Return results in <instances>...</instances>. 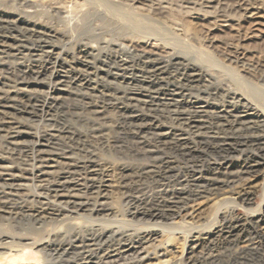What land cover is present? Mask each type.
Wrapping results in <instances>:
<instances>
[{
	"label": "bare ground",
	"instance_id": "bare-ground-1",
	"mask_svg": "<svg viewBox=\"0 0 264 264\" xmlns=\"http://www.w3.org/2000/svg\"><path fill=\"white\" fill-rule=\"evenodd\" d=\"M85 1L0 0V264H185L186 262L181 260L174 261L167 257L170 250L167 247L169 244L164 246L165 242L154 246L152 251L147 249L141 251L142 244L152 236L166 232L168 238L172 234H183L186 249L206 244L210 248L213 236H222L225 228L229 230V234L242 228L243 225H240L239 221L233 223L229 218L227 222L229 216L227 213L230 210L234 211L238 203L245 206L249 204V190L246 191L245 187L244 190L233 189L232 192L226 191L228 193L225 194V185L234 181V177L228 175L232 160L219 155L225 153V150H241L237 149L239 145L247 148L249 142H254L256 151L255 154L246 157L245 161L252 162L246 168L255 171L264 164V73L254 75L256 82L249 81L246 79L247 74L251 75L248 71L244 72L242 69L244 73H240L237 70L238 59L224 56L222 59L225 58V64L220 62L219 69L229 71L227 73L232 84L217 82L213 84L212 89L206 87L203 92L196 90L195 95L196 92L200 94L192 96L185 93L187 90L183 82H179V79L174 82L171 79L175 85L173 84L174 88H169L179 94L181 98L176 100L184 106L179 112V119H174L168 125L143 112L137 114L132 111L128 112L130 119L115 121L108 118L98 119L101 116L97 119H75L85 124L86 129H82L83 131L69 125L59 126L56 121L49 119L52 117L50 112L53 108L60 110L64 107L63 100L68 96L65 94L72 93L70 89L73 85L80 84L90 89L84 94L81 93L80 98L90 105L89 108L94 109L90 110L91 113L93 111V116L101 114L102 108H105L98 103L101 97L107 99V102L109 99H126L151 107L153 101L148 102L149 93L147 96L144 95L143 91L146 90H142L143 88L135 87L127 91V88L122 87L125 90L115 88L112 91L113 89L106 86V83L102 87H98L96 85L98 83L93 85L90 82L92 78L90 74L95 78L100 74H110L111 78H116L118 73L114 74L112 70L117 72L122 68L123 71V67L125 68L128 63L143 59L142 66L144 64V67L153 69L152 71L163 73L172 67V63L182 67L179 74L181 78L191 76L195 79L203 76L201 65L182 63L173 49L160 45L157 38L150 37L151 29L146 30L148 25L144 23L146 28L142 25V21L151 14L161 13L163 16L162 13L170 10L172 6L165 5L161 0H156L157 3L148 0V4L146 0H129V3H125L126 0H102L99 5L106 7V9L103 7L106 14L100 17L102 23L97 26L92 23L88 29L93 37L100 39L95 44L84 43L86 42L82 41L84 35L81 40L83 43L73 42L67 49L58 46L59 41L61 43L64 40L71 41L75 36H82V32H86L84 30L86 24L81 19L91 14L84 16L86 15L84 7L87 3ZM225 1L227 0H186L182 1L181 7L178 4V8L184 9L183 11L185 9L199 11L204 8L203 12L206 14L217 13L216 8L224 9L227 12L225 17L229 19L235 15L244 17L246 14L254 16L256 13V9L243 0H232L229 4H225ZM107 13L125 20V24L131 28L129 34L115 39L113 33L114 39L110 34L107 38L103 33V28L107 27L111 20ZM230 15L233 16L229 17ZM131 17L136 19L132 20ZM90 18L93 17H89V20ZM221 18L223 17H218ZM53 20L61 22L63 26L59 24L62 27L58 28L59 25L56 27ZM252 23L258 25L259 22L252 19ZM169 24L172 26V23ZM178 25L180 26L177 23ZM121 30L115 33L121 35L124 29ZM178 32L180 33V30ZM18 36L25 40H18ZM208 38L207 36L205 39ZM25 41L30 45H34V42L36 44L32 47H17L13 43ZM169 41L171 43V40ZM210 46L208 41L205 49L196 47L200 49H198L202 54L200 56H205L204 59L212 54L210 52L212 49L210 51L208 49ZM184 48L186 50V47ZM97 51L104 58L111 59L115 64L114 69L108 68L105 71L107 67L105 69L103 66L94 67L86 61V57H91ZM160 52H164L162 55L165 54L166 58L159 55ZM9 59L13 61H7ZM103 61L105 63V60ZM144 83L143 81L142 84ZM94 94L99 95L98 101ZM209 96L213 98L220 96V99L210 101V98H207ZM123 103L122 105H126ZM16 106L22 115H27L26 118H33L23 119L24 122L42 120L47 124L36 130L37 122L32 127L21 121L22 119H15L18 111ZM176 111L178 112L177 109ZM93 144L99 145L100 153H104L113 161L95 151V148H92ZM207 153H215L217 157L198 164L200 160L197 158L205 157ZM177 156L185 158L188 163L191 161V164L180 166ZM250 158L253 160L250 161ZM123 159H132L136 162H123ZM203 195L208 196L203 200L201 199ZM190 201L191 203H188ZM227 202L230 206L225 207ZM204 208L207 209V214L202 216ZM246 216L251 217L250 221L258 222L263 219L264 211L262 208L250 209L246 211ZM225 221L229 223L228 227H225ZM253 234L249 240L256 241L255 239L264 237V224L259 225ZM216 246L220 250L217 249L215 254L200 255L195 259L191 258L188 263L219 264L226 255V246L221 242Z\"/></svg>",
	"mask_w": 264,
	"mask_h": 264
},
{
	"label": "rangeland",
	"instance_id": "rangeland-1",
	"mask_svg": "<svg viewBox=\"0 0 264 264\" xmlns=\"http://www.w3.org/2000/svg\"><path fill=\"white\" fill-rule=\"evenodd\" d=\"M100 1L102 2V0H89V1H85V2H87V3H85V7H84V10H85V12H86V15H84V16H87L88 14H91V15H88L87 17H84V19H81V21L82 22H85V28H84V30L86 31V32H82L81 34H82V36L81 35H77V36H73L74 38L73 39H71V41H67L66 42V40H64L62 43L59 41V43L57 44L58 46H60V47H62V48H69V47H71L72 45H73V42H75V43H79L78 41H80V43L83 41H86V42H84V43H89V44H95L96 43V41L97 40H99L100 38L99 37H93L92 36V34H91V32L88 30V29H90L89 27H91L92 26V23L94 24V25H101L100 24V22L102 23V20H100V17L103 15H105L106 13H105V9H106V7H104L103 5H99V3H100ZM104 1V0H103ZM156 3H157V1L156 0H154ZM161 1H163V2H165V5L167 4L169 7L170 6H172L173 7V9H172V7H170V10L169 11H167V12H165V13H162V15L164 16H161V13H156V14H151L150 16H149V18H147V19H144V21H142V25L143 26H145V24L146 25H148V27L147 26H145V28L147 27V28H149V26H151L149 29H147L146 28V30H149L150 31V29H151V34H150V32H149V35H150V37L151 38H157V40L159 41V43H160V45H163V46H166L167 48H170V49H173V51L175 52V53H177L178 55H179V57H180V61L182 62V63H184V64H186V63H188V64H190V63H193V64H198V65H201V67H202V74H203V76L202 77H198V78H193V77H180V73L182 72V67H180L179 65H177V66H175L176 64H172L171 63V68H169V69H172L173 67H174V69H172V70H170L169 71V69L167 70V71H163V73H161V71H152L150 68H147V67H144V64H143V66H142V63H141V60L143 61V59H138V61L139 62H137L136 60L135 61H133V63L132 64H130V63H128V64H130V65H128L127 64V66H129V67H127V66H125V68L123 67V71H122V68H121V70L119 69L117 72L115 71V70H112L111 72L113 73L114 72V74L115 73H118V76H116V78H111L110 77V74H104V75H101L100 74V76L97 78H95V76L94 75H91L90 74V82L94 85V83L96 84V83H98V84H96L98 87H102V86H105L106 84V86H109V87H111L113 90L112 91H114V89L116 88V89H118V90H123L124 88L128 91V90H130L131 88H135V87H137V88H143L142 90H146V91H143V94L144 95H148V93H149V95H148V99H149V103H150V100H152L151 102V104H150V106L152 107H149V106H143V105H141V103H139L138 104V102H135V101H130L129 102V100H126V99H109V100H111V101H109L108 100V102H107V99H105V98H102L101 97V100H99V95L98 94H94V97L97 99V101H98V103L99 104H101L100 106H102V105H104L105 106V108L103 107L102 108V110H101V114H97V115H95V116H93L94 115V113H93V111H92V113H91V111L90 110H94V109H92V108H89L90 107V105L89 104H86L85 103V101H83V99L82 98H80L81 97V93L82 94H84V93H86L87 91H89L85 86H81L80 84L79 85H77L78 87L79 86H81V87H77L76 85H73V87L72 88H75V89H70V91L72 92L71 94H65V95H68L64 100H63V102H64V107L63 108H61L60 110H57V109H55V108H53L51 111L52 112H50L51 113V115H52V117H50L49 119H51V120H53V121H56L57 122V124L59 125V126H61V125H69L71 128H74V129H79V130H85L86 129V127H85V124H83V123H81L80 121H78V120H76L75 121V119H97V117L98 116H101V117H99L98 119H110V120H112V121H115L116 119H130V117H129V114H128V112H132V111H135V113H139L140 114V112L142 113H144V114H146V115H148V116H152V117H154V118H157V119H160L164 124H169V123H171V122H173V120L174 119H179L178 117V115H180L179 114V112H181V110H182V106H184L183 104H179L178 102L179 101H177L179 98H181L180 96H179V94L176 92V91H174L172 88H174L173 86L175 85L174 84V82L175 81H177L178 79H179V82H183L184 84H185V89L187 90V91H185V93L186 94H192V96H196L197 94H200V93H197L196 92V95H195V91L196 90H200V92H203V91H205L204 89L207 87L208 89H212L213 87H214V85L215 84H217V82L219 83V84H227V83H229V84H232L230 81V75H229V73H227V71L228 70H221V69H219V67H220V64L223 62L224 64H225V58H227V57H232V59H234V58H236V59H238V62L239 63H237V64H239V65H237V70L240 72V73H244L245 71H248L249 72V74H251L250 76L252 77V75L254 76H257L260 72L261 73H264V0H243L246 4H249V5H251V6H253V8H255L256 9V13L258 14V16H257V14L256 13H254L255 15L253 16V15H251V16H249L248 14H246V16L244 15V17H243V15L242 16H238V15H235V17L233 16V15H230L229 17H231V16H233V17H231L230 19L228 18V17H225V14L227 13L226 11H224V9H218V8H216V12L217 13H207L206 14V12H203V11H205V9L204 8H202V9H200V8H198V9H200L199 11L197 10V9H194V10H186L185 9V11H183L182 9H180V8H178V4H179V7H181V5H182V1L184 2V1H186V0H179L180 2H178L177 0H167V1H165V0H161ZM173 1V2H172ZM177 1V2H176ZM191 1H194V0H191ZM258 1V2H257ZM130 1L129 0H126L125 1V3H129ZM146 2H147V4L149 3L148 2V0H146ZM145 2V3H146ZM153 2V1H152ZM154 2V3H155ZM167 2V3H166ZM228 2V0L227 1H225V4H229V3H231L232 2V0H229V2ZM254 2V3H253ZM90 3V4H89ZM173 3V4H172ZM175 3H176V5H175ZM259 3V4H258ZM262 3V4H261ZM170 4V5H169ZM89 5V6H88ZM174 5H175V7H177V9L175 10V8H174ZM262 5V6H261ZM100 6V7H99ZM93 9H92V8ZM103 7L105 8V9H103ZM226 7V6H225ZM88 8V9H87ZM91 8V9H90ZM101 8V9H100ZM97 9V10H96ZM178 9H180V10H178ZM226 9V8H225ZM83 10V11H84ZM103 10V11H102ZM202 10V11H201ZM218 10V11H217ZM220 10V11H219ZM91 11V13H89ZM96 11V12H95ZM123 11V10H122ZM178 11H179V13H178ZM187 11V13H185ZM208 11H210V9L208 10ZM212 11V10H211ZM258 11V12H257ZM88 12V13H87ZM101 12V13H100ZM183 12V13H182ZM193 12V13H192ZM220 12V13H219ZM263 14H262V13ZM168 13V14H167ZM221 13H223V14H221ZM100 14V15H99ZM108 14V13H107ZM158 14H160V16L158 15ZM206 14V15H205ZM217 14V15H216ZM221 14V15H220ZM260 14V15H259ZM262 14V15H261ZM109 15V14H108ZM154 15V16H153ZM167 15V16H166ZM216 15V16H215ZM111 15H109L108 17H110ZM156 16V17H155ZM159 16V17H158ZM204 16V17H203ZM206 16V17H205ZM213 16V17H212ZM216 17V19H215V17ZM89 17H93V18H90L91 20H89ZM96 17H99V18H96ZM218 17H223V18H221V19H218ZM225 17V18H224ZM237 17H238V19H237ZM83 18V17H82ZM87 18V19H86ZM102 18V17H101ZM113 18V19H112ZM132 18V17H131ZM157 18V19H156ZM213 18V19H212ZM245 18V19H244ZM247 18V19H246ZM107 19V18H106ZM110 21L108 22L109 24L107 25V27H104L103 28V33L106 35V37L110 34V37L111 38H113L114 39V37H115V39H118V38H121V36H123V35H125V34H129V32H130V30H131V28L130 27H128L125 23H126V21L125 20H122V19H120V18H118V17H116L115 18V16H111L110 17ZM136 18L135 17H133L132 18V20H135ZM225 19V20H224ZM252 19H256V21H258L259 23H258V25H255V24H253L252 23ZM87 20V21H86ZM89 20V21H88ZM97 20V21H96ZM98 20H99V23H98ZM149 20V21H148ZM216 20V22H214ZM91 21V22H90ZM93 21V22H92ZM104 21V20H103ZM119 21H121L120 23H118ZM138 21V20H137ZM151 21V22H150ZM152 21H154L155 23H156V25H158V26H156L155 25V23L154 22H152ZM225 21V22H224ZM249 21H251V22H249ZM53 22H54V25L56 26V27H58V25L59 24H61L62 25V23L61 22H56V20L54 21L53 20ZM88 22V23H87ZM90 22V23H89ZM95 22V23H94ZM123 22V23H122ZM178 24H180V26L178 25L177 26V23ZM228 22V23H227ZM261 22V23H260ZM97 23V24H96ZM114 23V24H113ZM136 24H138L139 22H135ZM145 23V24H144ZM151 23H153V24H151ZM169 23H172V26H170L171 24H169ZM226 23V24H225ZM231 23V24H230ZM244 23V24H243ZM250 23V24H249ZM162 26H161V25ZM263 24V25H262ZM61 25H59V27L58 28H60V27H62ZM111 25V26H110ZM112 25H114V26H112ZM254 25V26H253ZM109 26V27H108ZM153 26H155L156 27V29H155V27H153ZM164 26L165 27H167V28H164ZM174 26H175V28H174ZM179 27V28H177V27ZM185 26H187V27H185ZM118 27H120V28H118ZM182 27H184V28H182ZM240 27V28H239ZM253 27V28H252ZM109 28V29H108ZM124 30H123V29ZM159 28H161V30H162V28H163V30L161 31ZM173 28V29H172ZM181 28V29H180ZM252 28V29H251ZM89 31H87V30ZM119 29L121 30H123V32H121V33H123V34H121L120 35V33H117L118 31H119ZM169 29H170V31H169ZM185 29V30H184ZM188 29V30H187ZM234 29V30H233ZM237 29V30H236ZM239 29V30H238ZM256 29H257V31H256ZM108 30V31H107ZM121 30V31H122ZM128 30V32H125V31H127ZM152 30H154V31H152ZM178 30H180V33L178 32ZM209 30V31H208ZM259 30V31H258ZM111 31V32H110ZM115 31H117L116 33H115ZM155 31H157V32H160V34L159 33H157V32H155ZM208 31V32H207ZM237 31V32H236ZM251 31H253V32H251ZM120 32V31H119ZM147 32V33H148ZM173 32V34H171ZM235 32V33H234ZM238 32H239V34H238ZM254 32H256V33H254ZM85 33H87V34H85ZM107 33V34H106ZM113 33H114V37H112L113 36ZM154 33H155V35H154ZM162 33V34H161ZM167 33V34H166ZM170 33V34H169ZM260 33V34H259ZM118 34V35H117ZM205 34H206V36H205ZM256 34H258V35H256ZM76 35V34H75ZM85 35V36H84ZM105 35H103V36H105ZM120 35V36H119ZM152 35V36H151ZM159 35H161V36H159ZM175 35V36H174ZM188 37H187V36ZM81 36V37H80ZM84 36V37H83ZM153 36H155V37H153ZM157 36V37H156ZM166 36V37H165ZM169 36V37H168ZM173 36H174V38H173ZM207 36L209 37L208 39H205V38H207ZM85 39H83V38ZM109 37V36H108ZM107 37V38H108ZM165 39H164V38ZM168 37V38H167ZM17 38H19L18 40H21V41H24L25 39H22V37H20V36H18ZM21 38V39H20ZM95 38V39H94ZM160 38V39H159ZM167 38V39H166ZM43 40H46V39H44V38H42ZM83 39V40H82ZM87 39V40H86ZM89 39V40H88ZM93 41H92V40ZM162 39V40H161ZM173 39V40H172ZM178 39V40H177ZM212 40V41H210V40ZM82 40V41H81ZM91 40V41H90ZM167 40V41H166ZM169 40H171V43H170V41ZM177 40V41H176ZM205 40V41H204ZM209 41V43L211 44V46H210V48H208L209 49V51L212 53L209 57H206V59H204L205 58V56H200V55H202V54H200V49L199 48H196V47H201V48H203V49H205L206 48V46L208 45V41ZM165 41V42H164ZM175 41H176V43H175ZM184 43H183V42ZM55 42V41H54ZM56 42H58V41H56ZM55 42V43H56ZM69 42V43H68ZM82 42V43H83ZM202 42V43H201ZM14 43V46H17V47H19V46H23V47H28V46H30V47H32V46H34L35 44H36V42H34L35 44L34 45H30V43L28 44V42H13ZM18 43V44H17ZM27 43V44H26ZM174 43V44H173ZM205 43H207L206 44V46H204L205 45ZM213 43V44H212ZM231 43H233V44H231ZM236 43V44H235ZM63 44H65V46L63 45ZM172 44V45H171ZM177 44V45H176ZM198 44V45H197ZM228 44V45H227ZM176 45V46H175ZM183 45V46H182ZM202 45V46H201ZM233 47H232V46ZM237 45H239V46H237ZM64 46V47H63ZM68 46V47H67ZM172 46H175V47H172ZM181 46V47H180ZM184 47H186V50H185V48ZM194 47V48H193ZM238 48V49H237ZM193 49V50H192ZM199 49V50H198ZM240 49V50H239ZM190 50V51H189ZM230 50V51H229ZM234 50V51H233ZM235 50H237V51H235ZM187 51V52H186ZM194 51V52H193ZM199 51V52H198ZM214 51V52H213ZM190 52H192V54L190 53ZM225 52V53H224ZM228 52L230 53L229 55H227L228 54ZM100 52H96V54L94 53V54H92L91 55V57L90 56H88V57H86V61H88V62H90L91 64H93L94 65V67L96 66H98V67H101V68H103V69H105L106 67V69H105V71H107V69L108 68H112V69H114V66H115V64L114 63H112V61H111V59H106V58H104L103 56H102V54L100 53ZM161 53V54H160ZM160 53H158L159 55H161V56H165V54L164 55H162V53H164V52H160ZM189 53V54H188ZM198 53V54H197ZM243 53V54H242ZM214 54H215V56H214ZM234 54H236L235 56H234ZM241 54V55H240ZM195 55H197L196 57H195ZM238 55H240V56H238ZM245 55V56H244ZM98 56H100L99 58H98ZM102 56V57H101ZM214 57V59H211L212 57ZM222 56V57H221ZM225 56V58L224 59H222L223 57ZM227 56V57H226ZM19 57H21V56H19ZM94 57V58H93ZM204 57V58H203ZM238 57V58H237ZM240 57V58H239ZM165 58H166V56H165ZM195 58V59H194ZM198 60H197V59ZM211 59V61H210V59ZM20 59V58H19ZM46 59V58H45ZM45 59H43V60H45ZM88 59V60H87ZM94 61H93V60ZM100 59V60H99ZM102 59V60H101ZM24 60V58L23 59H21V61H23ZM93 62H92V61ZM103 60H105V63H104V61ZM108 60V61H107ZM216 60V61H215ZM7 61H13V59H9V60H7ZM20 61V60H19ZM103 61V62H102ZM188 61V62H187ZM206 61V62H205ZM215 63H214V62ZM101 62H102V65H101ZM110 62V63H109ZM221 62V63H220ZM243 63V64H240V63ZM212 63V64H211ZM218 63V64H217ZM107 64V65H106ZM114 64V65H113ZM134 64V65H133ZM131 65H132V68H131ZM138 67H137V66ZM103 66V67H102ZM111 66H113V67H111ZM142 66V67H141ZM215 66V67H214ZM239 66H240V69H239ZM177 67L179 68V69H177ZM204 67H206V68H204ZM243 67V68H242ZM143 68V69H142ZM175 68H176V70H175ZM213 68V69H212ZM256 70H255V69ZM131 69V70H130ZM147 69H149V71L147 70ZM242 69H243V71H242ZM247 69V70H246ZM141 70H143V71H141ZM151 70V71H150ZM180 70V71H179ZM209 70H211V71H209ZM132 71V72H131ZM215 71V72H214ZM218 73H217V72ZM250 71H251V73H250ZM256 71V72H255ZM263 71V72H262ZM120 72V73H119ZM122 72V73H121ZM128 72V73H127ZM141 72H142V74H141ZM151 72V73H150ZM171 72V73H170ZM206 72V73H205ZM214 72V73H213ZM223 72V73H222ZM229 72V71H228ZM252 72H254L253 74H252ZM132 75H131V74ZM150 73V74H149ZM158 73V74H157ZM187 73V72H186ZM122 74V75H121ZM148 74V75H147ZM151 74H153V75H151ZM157 74V75H156ZM166 74V75H165ZM169 74V75H168ZM176 74V75H175ZM187 74H190V72H188ZM218 74H220V75H218ZM257 74V75H256ZM108 75V76H107ZM120 75V76H119ZM127 75V76H126ZM130 75V76H129ZM163 75V76H162ZM168 75V76H167ZM171 75V76H170ZM204 75H205V77H204ZM142 76H143V78H142ZM161 79V80H158L159 78ZM206 76H208V77H206ZM224 76V77H223ZM248 74H247V80H249V81H252V82H256V77L254 76V78H251ZM102 77V78H101ZM105 77V78H104ZM115 77V76H114ZM141 77V78H140ZM144 77L145 78H147V79H144ZM169 77V78H168ZM210 77H214L213 79H211ZM111 78V79H110ZM133 78V79H132ZM164 78V79H163ZM174 78H176V79H174ZM187 80H186V79ZM190 80H189V79ZM193 78V80H191ZM206 78L208 79V80H206ZM251 78V79H250ZM99 79V80H98ZM101 79V80H100ZM113 79V80H112ZM136 79V80H135ZM138 79V80H137ZM163 79V80H162ZM170 79V80H169ZM171 79L174 81V82H172L171 81ZM183 79V80H182ZM199 79V80H198ZM205 79V80H204ZM88 80H89V77H88ZM93 80V81H92ZM98 80V82H96ZM110 80V81H109ZM150 80V81H149ZM204 80V81H203ZM212 82H211V81ZM226 80V81H225ZM112 81V82H111ZM128 81H129V83H128ZM130 81H131V83H130ZM145 82L144 84H142V82ZM149 81V82H148ZM167 83H166V82ZM185 81V82H184ZM225 81V82H224ZM108 82V83H107ZM110 82V83H109ZM120 82V83H119ZM134 82H136V83H134ZM187 82V83H186ZM201 82H203V83H205V84H203V83H201ZM209 82H211V83H209ZM104 83V84H103ZM106 83V84H105ZM128 83V84H127ZM162 83V84H161ZM192 83V84H191ZM195 83V84H194ZM199 83H200V85H199ZM116 84V85H115ZM121 84H123L122 86H121ZM124 84H125V86H124ZM131 84V85H130ZM174 84V85H173ZM209 84H210V86H209ZM212 84V85H211ZM214 84V85H213ZM112 85V86H111ZM130 85V86H129ZM141 86V87H139V86ZM152 85V86H151ZM162 85V86H161ZM191 85V86H190ZM194 85V86H193ZM197 85V86H196ZM120 86V87H119ZM144 86V87H143ZM158 86V87H157ZM163 86H165L164 88H163ZM202 86H204L203 88H202ZM122 87H124V88H122ZM155 89H154V88ZM169 87H172V88H169ZM177 87H178V85H177ZM211 87V88H210ZM83 88V89H82ZM86 90H85V89ZM122 88V89H121ZM149 88V89H148ZM151 88V89H150ZM153 88V89H152ZM158 88V89H157ZM199 88V89H198ZM263 88H264V86H263ZM78 89V90H77ZM124 89V90H125ZM156 89H157V91H156ZM190 89H192V90H194V91H191ZM207 89V90H208ZM80 90H81V92H80ZM132 90V89H131ZM150 90V91H149ZM159 90V91H158ZM149 91V92H148ZM163 91V92H162ZM171 93H170V92ZM191 91V92H190ZM154 92H155V94H154ZM167 92V93H166ZM173 92V93H172ZM68 93V92H67ZM77 93V94H76ZM172 94V95H171ZM71 95V96H70ZM77 95V96H76ZM98 95V96H97ZM158 95V96H157ZM78 98H76V97ZM97 96V97H96ZM172 96V97H171ZM154 97V98H153ZM175 97V98H174ZM260 97V96H259ZM94 98V99H95ZM175 100H174V99ZM207 98H210V101H212V99H213V101H216V100H218V98L220 99V96L219 97H214L213 98V96H209V97H207ZM81 101H80V100ZM95 99V100H96ZM170 101H169V100ZM177 99V100H176ZM79 100V101H78ZM160 100V101H159ZM163 100V101H162ZM165 100H166V102H165ZM82 101H83V103H82ZM102 101V102H101ZM173 101H174V103H173ZM114 102V103H113ZM124 102V103H123ZM127 102V103H126ZM132 102V103H131ZM157 104H156V103ZM165 102V103H164ZM109 103H110V105H109ZM112 103H113V105H112ZM120 103V104H119ZM122 103L123 104H126V105H122ZM167 103H169V105L167 104ZM170 103H172V104H170ZM77 106H76V105ZM106 104H108V105H106ZM156 104V105H155ZM161 104H163V106L161 105ZM167 104V105H166ZM178 104V105H177ZM85 105H87V106H85ZM115 105V106H114ZM117 105H119V106H117ZM147 105H149V104H147ZM75 106V107H74ZM114 106V107H113ZM163 108H162V107ZM169 108H168V107ZM79 107V108H78ZM81 107V108H80ZM84 107H85V109H84ZM175 107H177V108H175ZM117 108V109H116ZM145 108H147V109H145ZM160 108H161V110H160ZM175 108V109H174ZM68 109V110H67ZM74 109V110H73ZM79 109V110H78ZM81 109V110H80ZM88 109V110H87ZM151 109V110H150ZM154 109V110H153ZM170 109V110H169ZM173 109V110H172ZM178 110V112L176 111L175 112V110ZM16 110H18L17 112H16V118L15 119H22L21 121H23L24 122V120L23 119H33V118H26L27 117V115H25V114H23L22 115V113L19 111V109H17V106H16ZM15 110V111H16ZM76 110V111H75ZM77 110H78V113H77ZM85 112H84V111ZM87 110V111H86ZM122 112H121V111ZM139 112H138V111ZM145 110V111H144ZM166 110H168V111H166ZM56 111V113H54ZM58 111V112H57ZM63 111V112H62ZM83 111V112H82ZM90 111V112H89ZM149 111V112H148ZM156 111V112H155ZM172 111H173V113H172ZM72 112V113H71ZM81 112H82V114H81ZM89 112V113H88ZM125 112V113H124ZM171 112V113H170ZM65 114V115H64ZM81 114V115H80ZM91 114V115H90ZM93 114V115H92ZM103 114H105V115H103ZM118 114V115H117ZM122 114V115H121ZM126 114H128V115H126ZM174 114V116H172ZM19 115H21V117H19ZM71 115V116H70ZM121 115V116H120ZM171 115V116H170ZM175 115H177V117L175 116ZM83 118H82V117ZM160 116V117H159ZM25 117V118H24ZM76 117V118H75ZM79 117V118H78ZM103 117V118H102ZM117 117V118H116ZM161 117H162V119H161ZM171 117V118H170ZM174 117V118H173ZM53 118V119H52ZM169 118V119H168ZM35 119V118H34ZM43 119V118H42ZM66 119L68 120V121H66ZM167 121L166 123H165V121ZM71 120L73 121V122H71ZM169 120V121H168ZM28 121V120H27ZM25 121L24 123H27V124H29V125H32V127H34V124L37 122V121ZM41 121V122H40ZM52 122V121H51ZM68 122V123H67ZM39 123V124H38ZM41 123V124H40ZM64 123V124H63ZM43 124V125H42ZM47 123H46V121L44 122H42V120H39L37 123H36V126H35V129L37 130H39V128H42L44 125H46ZM80 124V125H79ZM39 125V126H38ZM82 130V131H83ZM250 143V144H249ZM247 145H246V147L247 148H245V146H242V145H239L238 147H240V148H238L237 147V149H241V150H225V153H222L221 155H219L220 157H225V158H229V159H231L232 160V166L230 167V169H229V173H228V175H231V176H233L234 178H233V182H231L229 185H225V188H226V190H225V194L226 193H228V192H232L233 191V189L235 190V189H238V190H244V188H245V190L246 191H248L249 192V198H250V202H249V204L247 205L246 204V206L244 205V204H241V203H238L237 204V206L234 208V211L233 210H230L229 211V213H227L229 216H228V218H227V222H229V218H231L232 219V221L231 222H233L234 223V221H239L238 223L241 225H243L242 226V228L240 229V228H238V229H240L239 231H233L232 233H230L229 234V230L227 229V228H225V233L222 235V236H213V242H212V244H210V248H209V246L206 244V245H200V246H196L194 249H186V242H184V239H183V237H184V235L183 234H172V235H170L171 237L170 238H168L167 237V233L166 232H164V233H159V235L158 234H156V235H154V236H152L150 239H148V240H146L143 244H142V247H143V249H141V251L142 250H145V249H147V250H149V251H152L153 250V248H154V246H156V245H161L162 243H164L165 242V245L164 246H167L168 244V249L170 250L169 252H168V254H167V257L169 258H171V259H173L174 261L175 260H181V261H183V262H186L187 264H189L188 263V261L189 260H191V258L192 259H195V258H197V256L199 257L200 255H207L208 253V255H211V254H215L216 253V251H218V250H220V248L218 247V246H216V245H218V243L220 244V242L222 243V244H224V246H226V250H225V257L219 262V264H264V237H262L261 239L259 238V240L258 239H255L256 241H252V240H249L254 234H253V231L255 230V229H257V228H259V225L261 226H263V224H264V217H263V219L262 220H260V221H258V222H252V220L250 221V218L251 217H247L246 216V211L247 210H259V209H261L262 208V210L264 211V164L263 165H261L257 170H255V171H249V169L248 168H246V166L249 164V163H252V162H247V161H245V159H246V157L250 154V155H253V154H255V143L254 142H249ZM251 144L253 145V146H251ZM251 146V147H250ZM242 147V148H241ZM92 148H95V151H98L99 152V154L100 155H102L103 154V156L104 157H106V158H108V160L109 161H113L111 158H109V157H107L106 155H104V153H100L101 151H100V147H99V145H96V144H93V147ZM252 148V149H251ZM97 149V150H96ZM247 149V150H246ZM233 151V152H232ZM238 151V152H237ZM245 151V152H244ZM252 151V152H251ZM113 152H115L114 150H113ZM168 152V151H167ZM231 152V153H230ZM235 152V153H234ZM243 152V153H242ZM235 155H234V154ZM106 154V153H105ZM213 153H207V155H205V157H198L197 159H199L200 161L198 162V164L199 163H202L204 160H211V158H212V160L213 159H215L216 157H217V155L214 153L213 155H212ZM224 154V155H223ZM237 154V155H236ZM238 154H240V156L238 155ZM243 154H245V155H243ZM172 155H175V154H173L172 153ZM120 156V155H119ZM207 156H209L210 158H208ZM213 156V157H212ZM236 156V157H235ZM116 158V157H115ZM177 158H178V162H180L179 163V165L180 166H184V165H190L191 164V161H189V163H188V160H186L185 158L183 159L181 156H177ZM182 158V159H181ZM237 158V159H236ZM244 158V159H243ZM238 159H239V161H238ZM180 160V161H179ZM250 161L251 160H253V158H250L249 159ZM123 162H136V161H134V160H132V159H123ZM183 163V164H182ZM242 163V164H241ZM21 166H22V162H21ZM238 167V168H237ZM245 169V170H244ZM257 171V172H256ZM257 173V174H255V173ZM236 176V177H235ZM238 176V177H237ZM263 176V177H262ZM243 179V180H242ZM245 179V180H244ZM247 179V180H246ZM244 181V182H243ZM257 181V182H256ZM239 182V183H238ZM256 182V183H255ZM246 185H245V184ZM260 183V184H259ZM239 184V185H238ZM248 184V185H247ZM252 184V185H251ZM255 184V185H254ZM256 184H259V185H256ZM235 185H237V187H234ZM227 186V187H226ZM233 186V187H232ZM250 186H251V188H250ZM257 186V187H256ZM240 187V188H239ZM227 188L229 189V190H227ZM202 191V190H201ZM226 191H228V192H226ZM251 193V194H250ZM208 195H203L202 197H201V199H203L204 200V198L205 197H207ZM210 196V195H209ZM199 201H200V198L198 199ZM197 200V201H198ZM203 200H201V201H203ZM196 201V202H197ZM188 203H191V201L190 202H188ZM188 203H187V205H188ZM195 203V202H194ZM193 203V204H194ZM227 204H228V202H227ZM227 204H225L226 206L225 207H228V206H230V203L227 205ZM183 205H186V204H184L183 203ZM183 205L181 206V207H183ZM257 206H259L258 208H257ZM245 207V208H244ZM261 207V208H260ZM253 208V209H252ZM245 211H244V210ZM202 210H204L203 211V213H201V215L202 216H204V215H206L207 214V209L206 208H204V209H202ZM238 216V217H237ZM237 217V218H236ZM244 218V219H243ZM225 221V227H228V225L227 224H229V223H227ZM230 222V223H231ZM250 225V226H249ZM245 226V227H244ZM253 227V228H252ZM244 229V230H243ZM254 229V230H253ZM243 230V231H242ZM245 233V234H244ZM252 233V234H251ZM247 235H248V237H247ZM183 236V237H182ZM233 236V237H232ZM247 237V238H246ZM227 240H226V239ZM215 239V240H214ZM222 239V240H221ZM243 241H242V240ZM246 239V240H245ZM167 240V241H166ZM183 240V241H182ZM225 240V241H224ZM230 242H229V241ZM232 240V241H231ZM240 240V241H239ZM162 241V242H161ZM220 241V242H219ZM236 241V242H235ZM238 241V242H237ZM249 241V242H248ZM257 241H261V242H258L257 243ZM167 242V243H166ZM169 242V243H168ZM234 242V243H233ZM248 242V243H247ZM251 242V243H250ZM156 243V244H155ZM187 243H188V241H187ZM236 243V244H235ZM240 244V246H237L238 244ZM243 243H244V245H243ZM167 244V245H166ZM226 244H229L228 246L226 245ZM233 244V245H232ZM243 246H242V245ZM250 244H251V246H250ZM254 244H256V245H254ZM261 245V246H258V245ZM214 245V246H213ZM230 245H231V247H230ZM246 245V246H245ZM248 245V246H247ZM245 246V247H244ZM255 246H257V247H255ZM213 247V248H212ZM215 247H216V249H215ZM249 247V248H248ZM227 248H228V250H227ZM235 248H236V251H235ZM253 248V249H252ZM261 248H262V250H261ZM218 249V250H217ZM240 249V250H239ZM246 249H248V250H246ZM234 250V251H233ZM233 251V252H232ZM243 251V252H242ZM253 251H255V252H253ZM257 251V252H256ZM171 252V253H170ZM241 253V254H240ZM258 253V255H256V254ZM262 253V254H261ZM237 254V255H236ZM236 256V257H235ZM239 256V257H238ZM258 256V257H257ZM263 256V257H262ZM190 258V259H189ZM261 259V260H260ZM258 261H259V263H258ZM234 262V263H233ZM185 263V264H186Z\"/></svg>",
	"mask_w": 264,
	"mask_h": 264
}]
</instances>
